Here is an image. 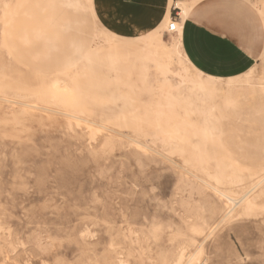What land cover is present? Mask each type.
<instances>
[{
    "label": "rangeland",
    "instance_id": "rangeland-1",
    "mask_svg": "<svg viewBox=\"0 0 264 264\" xmlns=\"http://www.w3.org/2000/svg\"><path fill=\"white\" fill-rule=\"evenodd\" d=\"M105 1L0 0V264H264V193L220 222L230 206L217 191L264 177V0H249L239 31L255 55L232 81L240 109L214 120L211 140L180 110L169 141L165 122L139 123L141 104L170 91L146 55L165 53L183 82L196 75L175 33L143 12L157 34L139 43ZM159 1L136 9L159 16Z\"/></svg>",
    "mask_w": 264,
    "mask_h": 264
},
{
    "label": "bare ground",
    "instance_id": "bare-ground-1",
    "mask_svg": "<svg viewBox=\"0 0 264 264\" xmlns=\"http://www.w3.org/2000/svg\"><path fill=\"white\" fill-rule=\"evenodd\" d=\"M192 1L198 2V0ZM147 2L148 0H114L112 2L113 13L116 15L118 20H121L122 22L130 25V33L134 34V36L139 40V43L141 39L146 42L151 36L157 34V28L155 26L152 28H145L139 22L140 15L137 14V5L145 4ZM152 3H154V0ZM171 3V8L176 11L178 10L177 18L175 19H173L170 14L171 9L169 6ZM7 6L8 2L4 3V8L2 9V12L4 14L6 13ZM192 6L193 5L182 0L159 1L158 8H160V12L158 20L154 24L161 25L162 27L166 26L167 32L171 23L176 25L174 32H170L173 34L175 33L176 36V38L174 39V50L176 51L179 60L182 61L188 67V69L192 73H194V75H196V78L191 77L187 82H183L182 80H180L179 73L177 72L178 69L175 70L172 64L174 61L172 59H168V57L165 59V53L161 52L163 54H160L161 57H153L150 56L151 51H149L146 55V59L152 62L154 69H156V71L162 77V81L166 83L164 85H166L170 91L168 92V90L164 88L162 89V87H160L162 89L160 90L161 94L160 96H158V98L155 99L154 106L151 109L147 108L148 106L146 103L145 105L141 104L142 110L144 109V112L146 113V115H148V117L140 118L142 114L141 113L139 115V123L147 122L149 124L148 126H155V130L158 132L161 126L160 123L162 121L165 122L162 125H168V128L165 130L167 141L172 138V134L177 133L179 126L183 125V121L180 118L181 116H179L178 114L180 110L183 111L184 117H188L190 119V116L196 115V117L200 118L201 123L204 126V135L205 137H208V140H211L209 139V136H211L212 132L215 130V128H217L214 127V120L219 121V119H224L228 116L229 112H234L240 109L241 100H245L247 98L246 93L237 90L236 87L233 86L232 81L234 79H227L228 82L226 87L220 86L218 84V81L221 80L201 75L199 71H197L188 63L180 47V37L182 23ZM142 66L143 65H139L136 69L137 71H139V74H137L138 76L142 75ZM167 81L169 82L167 83ZM56 82L57 80L54 81V83ZM260 88L264 90V86ZM131 89V85H129V92H132ZM186 90L188 91V94H185ZM162 92L166 93L168 96H163ZM130 94L131 93H129V96ZM126 102L129 104V100H127ZM205 143L206 147H208L209 145L213 148L215 147L216 143V149L219 151L224 148V140L222 138H216L215 143L210 142V144L207 141ZM218 155H222V152ZM263 184L264 177L255 181L250 186V189L248 191H244L245 189L243 187L240 192H235L229 189L217 190L219 195L224 198L230 206L229 211L225 216L222 217L220 222H223L228 217V214L231 211H234L241 205L242 213L255 208L257 199L260 198V196H262V194L264 193V188H262ZM258 188L260 190L256 191ZM237 195H239L237 199L233 198ZM180 262L181 257H179L174 264H179Z\"/></svg>",
    "mask_w": 264,
    "mask_h": 264
},
{
    "label": "crops",
    "instance_id": "crops-1",
    "mask_svg": "<svg viewBox=\"0 0 264 264\" xmlns=\"http://www.w3.org/2000/svg\"><path fill=\"white\" fill-rule=\"evenodd\" d=\"M106 1L103 3L104 6L100 3L98 7L102 14L107 7ZM113 1L107 5H112ZM199 2L201 0L196 1L188 11L181 28L180 47L188 63L201 75L221 81L237 79L249 73L255 63V55L239 37V31L248 27L250 23L249 0H205L201 2L202 8L196 6ZM11 6L9 3L6 13ZM136 10L140 15L139 22L145 28L157 22L158 14L152 9L144 7ZM90 12L92 14L91 9ZM143 12L152 24H147L150 22H147V25L143 24ZM257 22L256 29L258 28L259 37L263 41L261 18ZM80 48L81 43L76 47V52L81 53Z\"/></svg>",
    "mask_w": 264,
    "mask_h": 264
},
{
    "label": "built area",
    "instance_id": "built-area-1",
    "mask_svg": "<svg viewBox=\"0 0 264 264\" xmlns=\"http://www.w3.org/2000/svg\"><path fill=\"white\" fill-rule=\"evenodd\" d=\"M172 11H174V10H172ZM175 15H177V14H175ZM173 19H175V17H173ZM172 25H173V23H171L169 25V28H168V32L167 33L174 32L175 28H173Z\"/></svg>",
    "mask_w": 264,
    "mask_h": 264
},
{
    "label": "snow or ice",
    "instance_id": "snow-or-ice-1",
    "mask_svg": "<svg viewBox=\"0 0 264 264\" xmlns=\"http://www.w3.org/2000/svg\"><path fill=\"white\" fill-rule=\"evenodd\" d=\"M172 27H173V28H175V27H176V25H175V24H173V25H172Z\"/></svg>",
    "mask_w": 264,
    "mask_h": 264
}]
</instances>
